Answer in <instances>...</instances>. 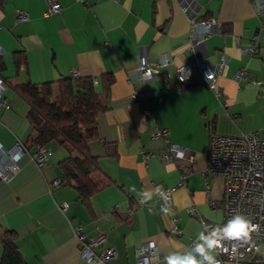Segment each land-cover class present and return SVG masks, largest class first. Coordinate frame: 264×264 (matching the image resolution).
<instances>
[{
	"label": "crops",
	"instance_id": "crops-1",
	"mask_svg": "<svg viewBox=\"0 0 264 264\" xmlns=\"http://www.w3.org/2000/svg\"><path fill=\"white\" fill-rule=\"evenodd\" d=\"M54 1L61 10L45 15L47 0H0V79L6 85L0 145L24 146L33 135L27 103L15 88L91 79L107 108L97 117L98 138L88 147L110 182L82 203L73 187L51 185L61 180L64 148L46 145L49 155L41 167L30 159L32 149L26 150L13 178L0 181V236L15 234L26 264H81L76 225L87 236L103 234L115 248L116 257L97 264H135L136 249L147 240L166 256L191 251L186 244L199 234L201 221L188 209L195 207L206 223L221 224L223 217L222 179L205 182L209 137L255 133L264 139V17L251 0H194L198 16L217 20L223 30L205 39L200 55L206 67L227 58L211 89L198 69L187 86L176 79L175 65L193 60L185 47L189 22L180 0ZM17 10L27 20L17 21ZM253 41L254 52L245 49ZM160 54H168L172 65L152 80L137 79L138 58L152 61ZM238 70L262 83L236 81ZM107 77L113 81L105 91ZM135 91L142 98L132 99ZM156 131L165 135L152 139ZM166 142L183 148L191 160L159 158L167 152ZM174 185L172 204L160 206V191ZM163 206L170 211L162 212ZM174 219L179 237L169 233Z\"/></svg>",
	"mask_w": 264,
	"mask_h": 264
},
{
	"label": "built area",
	"instance_id": "built-area-1",
	"mask_svg": "<svg viewBox=\"0 0 264 264\" xmlns=\"http://www.w3.org/2000/svg\"><path fill=\"white\" fill-rule=\"evenodd\" d=\"M83 1V0H76ZM183 12L189 22V36L186 39L185 47L193 55V60L180 65H175V76L177 81L187 86L188 77L194 69L201 73L206 86L213 89V82L217 74L227 67V58L221 57L212 67H206L202 62L203 46L205 39L214 33H222L221 24L215 19H202L198 16V5L194 0H180ZM256 13L264 17V0H251ZM61 10L60 5L54 0H47L44 14L49 15ZM17 21L27 20V14L24 11L17 10ZM256 45L253 41L246 47L254 52ZM172 59L168 54H160L156 60L148 61L140 56L135 68L136 78L140 81H148L161 75V71L172 65ZM165 79L168 75H164ZM234 79L238 82H252L261 84L262 81L247 78L244 70H238L234 73ZM6 85L0 79V106L6 107L1 101ZM215 93H218L215 90ZM142 98V93L135 91L132 99ZM225 106V104L223 105ZM165 135V131H156L152 139H160ZM167 143V142H166ZM167 152L160 155L159 158L170 162L172 160L191 157L185 155V150L174 144L167 143ZM26 153L25 147L16 143L12 148L4 150L0 145V181L9 182L16 170L17 158ZM49 150L45 146H35L30 152V159L41 167L45 162ZM207 167L204 171L205 182L208 184L210 177L219 176L223 182V191L221 197V208L223 211L222 223L211 224L202 221L195 207L191 206L188 213L197 217L201 221V230L195 237L189 238L186 248L193 250L201 232L206 235L216 230L219 239L222 235L223 227L236 214L246 216L255 229L249 232L247 238L223 239L213 252L215 259L219 264H264V139H260L255 133H245L239 136H226L220 134H211L206 151ZM144 157H148L145 155ZM184 178V174L182 177ZM53 187H59L60 181L53 180ZM178 185L163 188L160 191L161 205H171L172 195ZM139 205H143L142 200H138ZM214 205V204H213ZM212 205V206H213ZM65 209L66 204H60ZM82 263L97 264L105 263L116 257L117 252L114 247L106 244L105 236H87L81 226L76 225L73 228ZM172 236H181L182 230L177 225V219L169 229ZM216 247L215 245L213 246ZM166 255L159 252L157 245L152 240L141 243L136 249L135 264H154L165 261Z\"/></svg>",
	"mask_w": 264,
	"mask_h": 264
},
{
	"label": "trees",
	"instance_id": "trees-1",
	"mask_svg": "<svg viewBox=\"0 0 264 264\" xmlns=\"http://www.w3.org/2000/svg\"><path fill=\"white\" fill-rule=\"evenodd\" d=\"M15 63L19 64L18 56ZM112 81L107 77L105 91ZM15 89L27 103V121L33 133L24 144L26 150L51 142L64 148L68 155L59 163L60 186L73 187L77 198L86 203L110 182L88 147L90 141L98 138L97 117L107 108L105 100L97 95L91 79L87 78L78 79L74 84L66 79L56 86L25 84ZM15 237L8 232L0 236V264H26Z\"/></svg>",
	"mask_w": 264,
	"mask_h": 264
},
{
	"label": "clouds",
	"instance_id": "clouds-1",
	"mask_svg": "<svg viewBox=\"0 0 264 264\" xmlns=\"http://www.w3.org/2000/svg\"><path fill=\"white\" fill-rule=\"evenodd\" d=\"M162 212H169L168 206L161 208ZM255 225L244 215H234L228 223L223 227V235L217 239L216 230L208 233L201 232L197 243L192 251L180 253L177 251L169 252L165 257V264H219L212 255V252L219 247L223 239H240L247 238L249 232L255 229ZM216 246L215 248L213 246ZM208 250H212L210 253ZM195 253V254H194Z\"/></svg>",
	"mask_w": 264,
	"mask_h": 264
}]
</instances>
